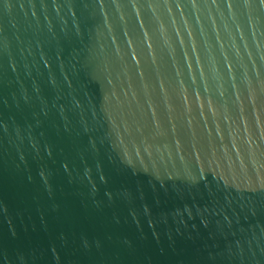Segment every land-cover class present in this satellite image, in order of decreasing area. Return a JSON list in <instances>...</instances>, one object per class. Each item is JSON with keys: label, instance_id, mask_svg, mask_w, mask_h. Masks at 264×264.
I'll use <instances>...</instances> for the list:
<instances>
[{"label": "water", "instance_id": "1", "mask_svg": "<svg viewBox=\"0 0 264 264\" xmlns=\"http://www.w3.org/2000/svg\"><path fill=\"white\" fill-rule=\"evenodd\" d=\"M0 264H264V0H0Z\"/></svg>", "mask_w": 264, "mask_h": 264}]
</instances>
